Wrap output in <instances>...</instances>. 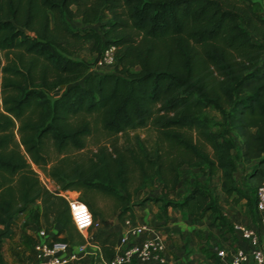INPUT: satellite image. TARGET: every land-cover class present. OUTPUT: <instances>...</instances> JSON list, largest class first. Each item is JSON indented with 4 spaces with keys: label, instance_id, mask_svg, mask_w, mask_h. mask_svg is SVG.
Masks as SVG:
<instances>
[{
    "label": "trees",
    "instance_id": "trees-1",
    "mask_svg": "<svg viewBox=\"0 0 264 264\" xmlns=\"http://www.w3.org/2000/svg\"><path fill=\"white\" fill-rule=\"evenodd\" d=\"M102 11L109 17L98 28L69 22L90 23ZM88 39L92 61L76 56ZM111 45L114 68L91 70ZM0 53V245L36 201L48 230L57 224L63 239L85 242L67 201L41 184L36 168L64 189L111 195L121 222H136L134 205L153 200L162 214L172 206L224 223L212 180L227 196L246 195L235 172L248 165L256 206L264 177V15L256 0H0ZM139 128L154 133L151 142ZM95 129L107 137L90 154L66 153L84 148ZM183 165L199 167L207 183L175 197ZM148 182L159 194L133 200ZM80 199L96 218L87 194ZM117 235H94L106 259ZM0 264H8L1 248Z\"/></svg>",
    "mask_w": 264,
    "mask_h": 264
},
{
    "label": "built area",
    "instance_id": "built-area-1",
    "mask_svg": "<svg viewBox=\"0 0 264 264\" xmlns=\"http://www.w3.org/2000/svg\"><path fill=\"white\" fill-rule=\"evenodd\" d=\"M115 61L114 46L104 49L102 56L96 61L100 64H113ZM37 170V169H36ZM41 184L51 193L63 197L71 213L75 227L84 236L85 242L72 244L62 237L54 240L56 231L46 227L36 230L30 253L31 259L26 264H69L80 259L86 249L95 246L102 261L101 264H135L156 260L166 262V233L156 226L145 222H132L129 216L122 221V230L117 235L114 253L106 259L100 246L94 241L93 228L98 225L88 204L77 195H71L70 189H64L53 178L37 170ZM257 219L264 225V177L256 188ZM233 229L244 240L248 247L216 248V255L223 260L222 264H264V230L259 227L238 222L232 224Z\"/></svg>",
    "mask_w": 264,
    "mask_h": 264
},
{
    "label": "crops",
    "instance_id": "crops-1",
    "mask_svg": "<svg viewBox=\"0 0 264 264\" xmlns=\"http://www.w3.org/2000/svg\"><path fill=\"white\" fill-rule=\"evenodd\" d=\"M256 2L259 6V11L264 15V0H256ZM235 138L237 146L240 152H242L243 148L240 141L238 137L235 136ZM248 169V165L243 167L242 180L240 182L237 181L239 171L235 172L237 185L246 195L238 196L235 193L227 196L225 193L217 191L218 203L221 214L224 217V223H219L218 220H213L208 215L200 219H193V216L188 212L172 206L167 207L166 213L162 214L160 207L156 206L158 202L152 203L151 200L134 205V217L137 222H145L156 226L166 233V247L164 251L166 262L164 264H222L223 260L215 253L216 248L248 247L247 243L233 229L232 224L234 222L259 227L260 231L263 232L264 225H260L258 222L256 206L255 204L250 205L248 201V197L251 195L246 176ZM148 194L155 196L159 194V191L155 188L152 193ZM251 196L254 197L255 194ZM107 226L103 224L102 228L94 233L96 226L93 228V235H96V233L106 234L111 230L119 233L122 230V222L118 218L110 225L111 227ZM12 229L11 235L2 240V244H4L2 248H8L7 245L12 244L11 241L14 239L12 235L15 233L14 224L12 225ZM33 235L35 237L36 234ZM12 246L19 249L17 250L18 254L19 251L23 253V250L25 253H31L32 251V246L28 247V243H24L20 238ZM27 248H31V250ZM97 249L95 246H89L86 252L81 254L80 259L69 264H101L102 261L97 253ZM100 251L102 252L101 248ZM2 254L6 262L11 264L9 258L3 252ZM135 264L162 263L156 260H148L146 262H136ZM245 264H251V259Z\"/></svg>",
    "mask_w": 264,
    "mask_h": 264
},
{
    "label": "rangeland",
    "instance_id": "rangeland-1",
    "mask_svg": "<svg viewBox=\"0 0 264 264\" xmlns=\"http://www.w3.org/2000/svg\"><path fill=\"white\" fill-rule=\"evenodd\" d=\"M109 15L106 11H102V13L93 21L90 23H85L80 20L79 17H72L69 19V22L72 27L74 28H81L87 25L93 26L95 28H98L100 23L103 21H106L108 19ZM97 55V51L93 45V40L88 39L85 41L84 46L79 53L76 54L77 57L86 59L88 61H92L95 56ZM2 54L0 53V61L2 62ZM114 68L113 64H100L98 62H95L91 66V70L93 71H108L112 70ZM64 88V85H61L57 87L52 95H57L62 89ZM210 114L214 113L213 111L209 112ZM216 114V113H215ZM218 118V115L215 117ZM137 131L141 134V136H144L147 138L148 142H151V140L154 138V133L151 130H148L147 128H139ZM106 135L102 130L95 129L92 134L87 135L85 138L86 145L82 149H69L66 153L69 156H80V157H86L90 152H92L96 144L100 141H103L106 139ZM49 156L53 159L56 158L57 154L56 152L50 148L49 149ZM37 169V168H36ZM39 170V169H37ZM41 171V170H40ZM238 178L237 181L242 180L241 174L243 173V167L240 164L238 166ZM42 172V171H41ZM245 178V177H244ZM207 178L203 170H201L199 167H188L187 165H183L181 167V175H180V183L178 184V187L172 194L176 197L181 196L185 191L189 190L190 187L195 182H206ZM219 179L218 177H214L212 180V183L216 186V191L218 190L219 186ZM208 187H212V185H208ZM249 187V183H248ZM155 188H159L155 186L152 183H147L142 189H140L136 195L133 197V200H138L142 196L149 195L148 193H152ZM71 195H77L80 198H83V194H87V196L90 198V200L93 202L94 210L98 213L97 217L95 218L98 221L97 227L94 229V233L97 232L99 229L102 228V225H108L107 227H111L114 220H116V211H115V198L111 195H108L102 191H85L83 189L76 190V189H70ZM251 195H253L252 191H249ZM152 203L155 201L151 200ZM159 207V204L156 205ZM155 208V207H154ZM103 219L106 221H103ZM40 227H46V222L41 217V205L39 201H36L32 204H30L22 213L18 214L15 219L14 228L15 233L12 235L14 238L12 244L17 242L18 238H20L24 243H28V247L33 245L34 242V235L36 233V230ZM50 231H56V235L54 236V240L60 239L58 237H64L65 232L61 229V227L57 224L53 225ZM98 234V233H96ZM12 244L7 245L8 248H2L4 244L1 243L0 248L1 251L7 256L10 260L11 264H26L30 259L31 255L30 253H25L23 250V253L18 251L19 249L13 248ZM11 247V248H10ZM23 249V248H22ZM28 250H31V248H27ZM21 253V254H20Z\"/></svg>",
    "mask_w": 264,
    "mask_h": 264
}]
</instances>
